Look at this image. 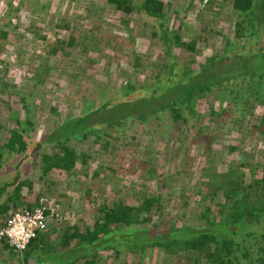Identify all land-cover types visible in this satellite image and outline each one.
I'll list each match as a JSON object with an SVG mask.
<instances>
[{
    "label": "trees",
    "instance_id": "trees-1",
    "mask_svg": "<svg viewBox=\"0 0 264 264\" xmlns=\"http://www.w3.org/2000/svg\"><path fill=\"white\" fill-rule=\"evenodd\" d=\"M107 1L121 12L125 24L132 21L133 13L156 19L157 25L150 29L149 38L162 42L163 64L155 67L152 81L149 83L133 85L129 77L119 88L124 94L113 99L115 102L107 100L93 108L91 100H84L79 116H68L55 126L46 125L47 122L43 120L41 125L48 126L45 144H49L53 150L46 152L42 146L38 153L33 152V165L38 164L35 166H39L42 175L55 170L71 174L72 172H69L75 167L77 159L84 157L85 161L88 154L82 150L78 151L72 140L83 141L92 136L93 143L108 148L110 142L105 137L109 135L103 132L107 128L112 131L118 128L113 140L116 145L118 140H122L127 152L138 151L140 144L135 142V136L129 137L128 141H125V136L121 138L130 119L137 124H143L147 119L153 118L155 132L157 121L161 119L164 126L158 130L157 136L165 140L166 147L171 145L169 141L173 134L168 129L167 121L174 124L181 122L186 130L189 129L200 117L196 106L197 99L209 91H215L218 102L224 101L238 110V114H242L238 116L240 119H245V115H253L251 110H254V104L262 107L263 113L256 117V120L260 118L259 123L250 128L252 135L264 142V0H231V5L237 12L234 40H242L241 45L226 39L225 35V45L221 52L205 57L203 62L198 61L196 66H193V55L198 50V41L203 38H197L198 33L192 32L183 22L177 28L168 25L169 3L164 0H138L137 3L134 0ZM177 15L176 12L175 17ZM0 36L6 38L7 32L2 30ZM205 41L206 39L203 43ZM75 44L76 39L73 36L67 40H56L47 52L45 62L35 68L31 79L36 81L32 88L43 82L40 77L50 69L47 61L59 51L65 56L69 55L66 48ZM84 50H87L86 45ZM89 52L97 51L94 46H90ZM179 52H186L187 58L184 61H179ZM95 61V58L88 55L84 64L87 62L91 65ZM138 65L137 60L136 68ZM2 71L7 72V68ZM91 78L94 79L93 76ZM8 89L5 73L0 72V96L8 92ZM103 89L105 90L104 85ZM130 94L132 96L129 100L122 99ZM18 100L24 112L23 117V113L1 100L4 105L3 113L13 119V126L8 129V133L0 136V226L12 213L36 207L41 197L34 203L20 200L23 187L31 191L33 184L30 177L19 178L20 174L16 169L20 161L13 165L15 173L11 180L4 170V164L10 155L19 156L26 152L28 146L25 136L38 126V122L33 121L31 115V111L36 110L38 106L34 95L21 96ZM215 108L212 104L208 111L210 116L219 113ZM50 112L56 116L58 114L55 106H50ZM1 130L2 121L0 132ZM141 133L152 139L148 130H142ZM201 134L198 131L193 136L186 135L184 139L189 141L186 148L194 142L203 145L208 151L211 150L210 137ZM235 144V141L229 142L220 145L219 149H222V153L226 152L225 154L240 151L242 147ZM39 146L40 143L35 149ZM262 147L264 148V143ZM158 150L160 149L154 144H148L146 147L149 155L157 153L162 161L165 160V154L176 156L181 151L178 146L172 147V152ZM263 151L264 149L262 154ZM36 154L39 155L37 158ZM221 157L218 164L221 162L219 167L223 169L222 173L207 172L203 170L205 168L200 167L205 181L200 182L193 192L199 196L202 206L197 218L201 222L199 226L179 224L175 220H170L167 227L163 226L166 208L163 206V199L170 197L173 201L180 202L176 206L178 209H184L183 214L186 217V212H194L186 208L187 203L193 199V194L185 192L177 178L171 179L162 173L154 177L153 191L157 192L137 193L136 205L127 204L121 198L110 204L104 200L98 206L91 225L85 224L83 229L76 224L68 225L59 238H52V232L60 224H64L62 219L66 218L59 207L58 218L49 223L45 232L39 233L30 241L23 254L19 255V252L8 248L6 244L1 250H9L12 255L20 257L22 264H100L101 255L109 257L108 253L114 251L117 255L121 250L138 254L144 260L153 247L164 251L165 256H176L177 264H264V157L258 159L256 156V169L249 167L250 163L247 161L231 165V161L227 162L223 155ZM138 161L140 164L137 168H142L141 171L151 162L149 157L144 159L137 156L135 162ZM210 161L207 159L206 163ZM183 164L182 167L180 165L181 170L179 167L181 172H185ZM245 166L249 168L250 178H253L248 183L242 171ZM205 187L206 193L202 192ZM174 208L173 206L172 209Z\"/></svg>",
    "mask_w": 264,
    "mask_h": 264
},
{
    "label": "rangeland",
    "instance_id": "rangeland-1",
    "mask_svg": "<svg viewBox=\"0 0 264 264\" xmlns=\"http://www.w3.org/2000/svg\"><path fill=\"white\" fill-rule=\"evenodd\" d=\"M134 1L137 3L138 0ZM164 1L170 5L169 26L177 28L183 22L192 32L198 33L197 38L206 39L205 43L200 40L196 45L198 50L193 55L196 61L193 66L200 60L203 62L207 56L219 54L226 39L241 45L242 40H234L237 12L233 9L231 0ZM131 17L132 21L125 24L121 12L107 0H0V32L2 30L7 32L6 38L0 36V72L5 73V79L9 84L8 92L0 96V121L3 123L0 136L8 133V129L13 126V119L8 117L7 113H3L4 105L1 100H5L13 109L23 113L22 117L24 112L19 97L33 94L36 98L35 103L38 104L36 110L31 111L32 120L38 122V126L25 136L28 146L26 152L19 156L10 155L4 164V170L10 175L8 179L11 180L15 173L13 165L20 161L16 169L21 176L19 178L30 177L33 181L31 191L23 187L20 200L34 203L39 196L45 197L53 203L57 213L60 207V212L65 214L66 218L62 219L64 224L56 227L51 234L52 238H59L68 225L76 224L82 229L85 224L91 225L98 206L104 200L110 204L121 198L127 204L136 205L137 193L147 191L154 194L157 192L153 191L155 175L163 173L168 178H177L185 192L193 194L195 187L205 181V175L200 167L205 168L203 170L207 172L222 173L223 169L219 167L221 162L218 164L222 155L227 162L231 161V165L247 161L250 163L249 167L254 168L256 156L258 159L264 157V151L261 153L264 142L257 140L250 128L259 123L260 118L256 120V117L263 113V108L254 104L255 108L251 110L253 115H245V119H240L238 116L242 114H238V110L224 101L218 102L215 91H209L197 99L196 106L200 117L189 129L186 130L181 122L174 124L167 121L168 129L173 134L169 141L171 145L166 147L165 140L157 136L158 130L164 126L161 119L157 121L156 132V125L152 123L155 121L153 118L147 119L143 124H137L130 119L127 121L125 134L120 136L121 138L125 136V141L135 136V142L138 141L140 144L137 147L138 151L127 152L122 140H118L116 145L113 140L118 128L116 127L114 131L107 128L103 129V132L109 135L105 137L110 142L108 148L93 143L92 136L83 141L72 140L78 151L82 150L88 154L85 161L84 157L77 159L75 167L69 172H72L71 174L55 170L42 175L39 166H35L38 164L33 165L35 158L33 152L38 153L42 146L46 152L53 150L49 144H45L48 126L41 125L43 120L47 122L46 125L55 126L68 116H79L84 100H91L93 108L107 100L115 102L113 99L124 94L119 88L129 77L133 85L149 83L152 81L155 67L163 64L162 42L149 38L150 29L157 25L156 19L135 13ZM215 31L218 33H214ZM70 36L76 39V44L66 48L69 55L65 56L59 51L51 57L47 61L50 69L43 72L40 77L43 82L32 88L36 81L31 79L35 68L45 62L44 58L56 40H67ZM85 45L87 50H84ZM89 45L94 46L97 52L88 53ZM178 54L181 56L179 61L187 58L186 52ZM88 55L96 59L95 63L84 64ZM137 60L139 65L136 68ZM4 68H7V72L2 71ZM130 96L132 94L123 96L122 99L129 100ZM212 104L219 112L214 116H210L208 112ZM50 106H55L57 116L50 112ZM142 130H148L152 134V139L147 134H142ZM198 131L202 133L201 135L210 137L211 150L208 151L202 147L203 145L194 142L188 149L186 148L189 141L184 137L188 134L193 136ZM233 141L236 142L235 145L242 147L241 150L229 154L222 153L220 145ZM39 143L40 146L36 150L35 147ZM148 144L149 146L154 144L158 149L168 152H172L170 151L172 147L178 146L181 151L176 156L165 154V160L162 161L157 153L152 155L147 153ZM38 156L36 154V158ZM137 156L144 159L149 157L151 160L143 171L140 170L142 168H137L140 161L142 162L141 159L135 162ZM207 159L211 161L206 163ZM182 164L185 172L180 171ZM242 169L246 183L250 182L253 178H250L249 168L245 166ZM177 171L180 172L176 173ZM203 189L202 192L206 193V187ZM176 204L180 202L173 201L170 197L163 199V206H166L163 226L167 227L170 220L190 226L201 224L197 218L202 206L196 193L186 205L188 210L194 212L193 214L186 212V217L183 214L184 209H178ZM108 254L109 257L101 255L100 264H177L176 256H165L164 251L157 247H153L144 260L138 254L126 250H121L117 255L114 251ZM0 264L22 263L20 257L12 255L9 250L0 249Z\"/></svg>",
    "mask_w": 264,
    "mask_h": 264
},
{
    "label": "built area",
    "instance_id": "built-area-1",
    "mask_svg": "<svg viewBox=\"0 0 264 264\" xmlns=\"http://www.w3.org/2000/svg\"><path fill=\"white\" fill-rule=\"evenodd\" d=\"M38 205L12 213L0 226V249L4 244L15 252H24L30 241L47 230L49 222L58 214L53 203L45 197L38 199Z\"/></svg>",
    "mask_w": 264,
    "mask_h": 264
}]
</instances>
